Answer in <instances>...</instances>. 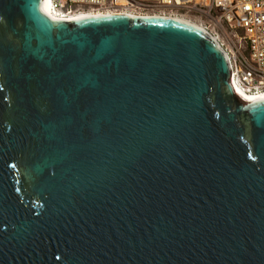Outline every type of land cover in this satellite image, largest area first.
<instances>
[{
    "label": "water",
    "instance_id": "95a60500",
    "mask_svg": "<svg viewBox=\"0 0 264 264\" xmlns=\"http://www.w3.org/2000/svg\"><path fill=\"white\" fill-rule=\"evenodd\" d=\"M47 5L0 0V264H264V97L218 41Z\"/></svg>",
    "mask_w": 264,
    "mask_h": 264
},
{
    "label": "built area",
    "instance_id": "2783aa9c",
    "mask_svg": "<svg viewBox=\"0 0 264 264\" xmlns=\"http://www.w3.org/2000/svg\"><path fill=\"white\" fill-rule=\"evenodd\" d=\"M51 10L66 21L90 12L188 20L227 38L237 92L264 94V0H51Z\"/></svg>",
    "mask_w": 264,
    "mask_h": 264
},
{
    "label": "bare ground",
    "instance_id": "6f19581e",
    "mask_svg": "<svg viewBox=\"0 0 264 264\" xmlns=\"http://www.w3.org/2000/svg\"><path fill=\"white\" fill-rule=\"evenodd\" d=\"M47 14L49 19L54 22V23H61V22H74L76 20H80V19H84V18H90V17H97V16H111V15H105V14H101V13H97V12H90V13H77L72 15L71 17H69L70 19H68V21H66L65 19H63L62 17H58L56 16L53 11L51 10V0H48V5H47ZM88 14H90L88 16ZM92 14V15H91ZM129 16V15H127ZM184 23L193 25L195 27H199L198 25L188 21V20H183V19H178ZM201 28V27H199ZM202 29V28H201ZM203 30V29H202ZM205 31V30H204ZM219 43V42H218ZM220 44V43H219ZM221 45V44H220ZM223 48V47H222ZM224 49V48H223ZM238 93L240 94V96H242L244 99L249 100V101H253V100H258L262 97H264V94L261 95H249L246 94L245 92H243L242 90H238Z\"/></svg>",
    "mask_w": 264,
    "mask_h": 264
},
{
    "label": "rangeland",
    "instance_id": "374dc122",
    "mask_svg": "<svg viewBox=\"0 0 264 264\" xmlns=\"http://www.w3.org/2000/svg\"><path fill=\"white\" fill-rule=\"evenodd\" d=\"M90 14H88L89 16ZM92 15V14H91ZM219 43L222 45V47L227 51V49L229 50L228 47V42H227V38L223 35H221L220 39H219Z\"/></svg>",
    "mask_w": 264,
    "mask_h": 264
}]
</instances>
